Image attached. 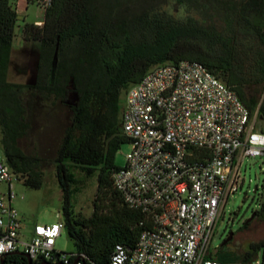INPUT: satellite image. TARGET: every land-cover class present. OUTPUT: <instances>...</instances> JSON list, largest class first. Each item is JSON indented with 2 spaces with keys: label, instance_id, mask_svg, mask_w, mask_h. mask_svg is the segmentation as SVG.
Segmentation results:
<instances>
[{
  "label": "trees",
  "instance_id": "trees-1",
  "mask_svg": "<svg viewBox=\"0 0 264 264\" xmlns=\"http://www.w3.org/2000/svg\"><path fill=\"white\" fill-rule=\"evenodd\" d=\"M16 0H0V134L3 158L23 185H43V159L24 153L19 142L32 129L33 113L46 102L65 105L70 122L55 154L62 191L64 229L75 251L69 264H111L117 246L133 248L144 216L126 206L114 186L115 157L128 143L121 127V94L146 72L164 63L189 61L205 67L233 90L251 115L264 120V0H52L41 25L21 27L38 43L35 78L9 80L19 20ZM126 1V2H125ZM169 1L186 7L178 19L164 10ZM114 3V4H113ZM75 170L96 177L94 211L75 215ZM255 217H264V198ZM249 220L242 230H247ZM221 246V264H264V241L232 254ZM40 262H33L39 264ZM64 264L58 261L57 264ZM1 264V263H0ZM4 264H28L7 255Z\"/></svg>",
  "mask_w": 264,
  "mask_h": 264
},
{
  "label": "built area",
  "instance_id": "built-area-1",
  "mask_svg": "<svg viewBox=\"0 0 264 264\" xmlns=\"http://www.w3.org/2000/svg\"><path fill=\"white\" fill-rule=\"evenodd\" d=\"M25 2L45 12L52 0ZM124 95L121 127L130 150L114 186L126 206L144 216V228L133 248L116 247L111 264H221L211 250L215 228L242 184L241 163L264 156V120L189 61L152 67ZM15 182L22 183L2 157L0 259L21 252L32 262L69 264V256L55 250L63 221L24 232L13 205Z\"/></svg>",
  "mask_w": 264,
  "mask_h": 264
},
{
  "label": "rangeland",
  "instance_id": "rangeland-1",
  "mask_svg": "<svg viewBox=\"0 0 264 264\" xmlns=\"http://www.w3.org/2000/svg\"><path fill=\"white\" fill-rule=\"evenodd\" d=\"M127 1H130L129 5L134 10L143 3V0ZM164 10L178 19H183L189 14L186 7L179 6L175 1H169L164 6ZM18 16L24 18V23L36 25V22L44 20V11L35 2H30L25 10L18 13ZM23 25L20 21L16 29L15 43L20 27ZM38 58V43L25 40L21 34L19 44H15L12 52L9 80L20 83L32 81L36 75ZM124 100L125 95L122 93L121 107ZM261 100H264V85ZM69 122L70 111L65 105L59 102L38 104L33 113L30 133L19 142L24 153L37 155L43 159L41 169L44 178L40 189H29L23 183L15 182L14 184L17 198L13 205L23 221L22 226L27 235L36 224H52L63 220L62 191L56 178L54 159ZM129 150L128 143L121 146L115 157L118 167L125 165L126 154ZM2 157L3 151L0 143V159ZM75 174L78 180L75 186L78 190L71 200L74 213L77 216L88 218L94 211L93 202L97 193V180L96 177L86 178L76 170ZM240 175L243 179L242 184L237 192L228 198L215 228L211 243L213 251L219 250L230 232L233 233V237L223 247V251L228 253L242 254L248 250L250 244L264 241V217L253 216L264 198V156L244 159L241 163ZM248 220L250 222L248 229L242 230L244 223ZM55 250L67 254L75 251L74 244L65 229L56 240Z\"/></svg>",
  "mask_w": 264,
  "mask_h": 264
},
{
  "label": "water",
  "instance_id": "water-1",
  "mask_svg": "<svg viewBox=\"0 0 264 264\" xmlns=\"http://www.w3.org/2000/svg\"><path fill=\"white\" fill-rule=\"evenodd\" d=\"M23 18L22 17H20V16H18V20H22ZM21 27H20V32L18 33V35H17V39H16V45H18L19 44V39H20V37H21ZM232 237H233V233L232 232H230L229 234H228V236H227V238L223 241V243L221 244V246H224V245H226L231 239H232ZM9 255H21V256H23V257H25L26 259H27V261H28V264H33V262H32V260L29 258V256L28 255H26V254H24V253H21V252H13V253H11V254H9ZM7 257V255H4L3 256V258L2 259H0V263L1 264H4V259ZM39 264H50L49 262H47V261H42L41 263H39ZM59 264V263H58Z\"/></svg>",
  "mask_w": 264,
  "mask_h": 264
},
{
  "label": "crops",
  "instance_id": "crops-1",
  "mask_svg": "<svg viewBox=\"0 0 264 264\" xmlns=\"http://www.w3.org/2000/svg\"><path fill=\"white\" fill-rule=\"evenodd\" d=\"M27 7V4L25 2V0H18V4H17V7H16V12L17 14L22 11V10H25ZM23 18V17H22ZM21 21L23 24H24V18L22 20H19ZM42 24V21L40 22H36V25H41Z\"/></svg>",
  "mask_w": 264,
  "mask_h": 264
}]
</instances>
